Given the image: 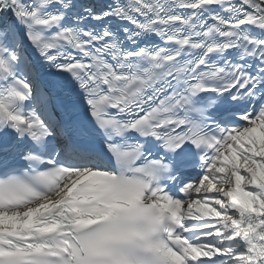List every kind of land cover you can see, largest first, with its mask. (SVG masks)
<instances>
[{"label":"snow or ice","instance_id":"obj_1","mask_svg":"<svg viewBox=\"0 0 264 264\" xmlns=\"http://www.w3.org/2000/svg\"><path fill=\"white\" fill-rule=\"evenodd\" d=\"M0 264H264V0H0Z\"/></svg>","mask_w":264,"mask_h":264}]
</instances>
